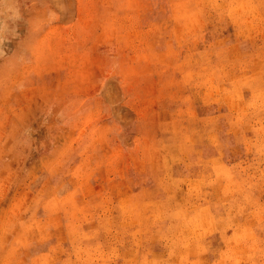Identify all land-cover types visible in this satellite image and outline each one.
<instances>
[{
  "label": "clouds",
  "instance_id": "obj_1",
  "mask_svg": "<svg viewBox=\"0 0 264 264\" xmlns=\"http://www.w3.org/2000/svg\"><path fill=\"white\" fill-rule=\"evenodd\" d=\"M0 264H264V0H0Z\"/></svg>",
  "mask_w": 264,
  "mask_h": 264
},
{
  "label": "rangeland",
  "instance_id": "obj_2",
  "mask_svg": "<svg viewBox=\"0 0 264 264\" xmlns=\"http://www.w3.org/2000/svg\"><path fill=\"white\" fill-rule=\"evenodd\" d=\"M43 114L40 112L39 109L35 110V119L32 123V128L34 129L32 135L37 139H42L46 133V128L43 126Z\"/></svg>",
  "mask_w": 264,
  "mask_h": 264
}]
</instances>
